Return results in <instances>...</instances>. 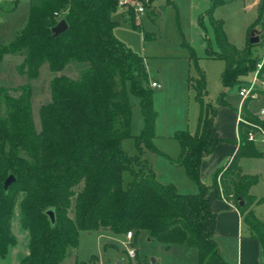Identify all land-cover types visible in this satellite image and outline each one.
I'll use <instances>...</instances> for the list:
<instances>
[{"label": "trees", "instance_id": "1", "mask_svg": "<svg viewBox=\"0 0 264 264\" xmlns=\"http://www.w3.org/2000/svg\"><path fill=\"white\" fill-rule=\"evenodd\" d=\"M118 1L29 0L24 26L13 40L0 46V61L4 55L23 56L16 69L29 78L37 77L43 63L53 74L72 63L81 67L76 78L54 75L50 100L38 110V129L27 86L13 88L14 95L0 88V257L16 243L11 223L17 209L20 227L29 236L28 253L18 264H64L75 257L79 231L95 230L131 232L134 239L146 232L165 249L174 244L194 248L195 264H226L212 237L215 217L208 208L210 188L238 208L264 255V223L250 208L264 197L256 200L250 195L257 178L243 174L238 164L241 157L259 156L256 146L242 133L227 164L214 171L209 184L200 180L202 159L220 141L212 134L216 107L204 100L206 82L200 72L197 78H188L199 104L197 128L194 133L183 130L173 135L181 147L173 161L197 184L198 192L180 193L174 184L161 183L143 158L145 149L157 151L153 90L143 57L113 33ZM222 3L208 0L196 19L204 32V57L224 61L223 91L217 105L225 104V89L244 84L242 77L254 72L259 61V42L252 44L248 39L239 49L227 39L222 20L213 16ZM127 16L136 26L131 9ZM62 19L68 28L54 36L51 29ZM182 45L197 65L194 48L185 39ZM263 72L264 63L259 74ZM129 94L139 100L143 118L141 132L134 136L130 133ZM127 137L135 141L133 156L122 149ZM124 171L131 176L126 188L122 185ZM9 175L14 181L5 191L3 183ZM239 198L245 202L243 207L238 205ZM50 208L54 225L45 213ZM206 218L211 224L204 230Z\"/></svg>", "mask_w": 264, "mask_h": 264}, {"label": "rangeland", "instance_id": "2", "mask_svg": "<svg viewBox=\"0 0 264 264\" xmlns=\"http://www.w3.org/2000/svg\"><path fill=\"white\" fill-rule=\"evenodd\" d=\"M254 1L223 0V3L215 9L213 16L215 19L223 21V29L228 40L238 48L244 46L251 33L256 36L259 42L256 53L260 58L264 51V0L259 2L257 10H252ZM155 3L161 7L162 13L160 16L154 17V21H150L146 13L137 16L129 5L120 6L113 14V20L116 22L113 33L126 47L143 57L149 75L159 80L160 87L154 88L152 94L153 107L158 119H164L168 115H176L180 111V107L175 108V104H179L186 116L188 129L194 130L196 126L194 92L184 88V78L187 79L186 75H196L199 70L206 67L209 73V98L215 100L220 94L216 88H220L219 77L224 63L220 60L211 59H198L197 65L190 60L187 62L189 52L182 45L183 39L193 46L197 56L202 52L200 28L196 23L197 15L204 7L201 0H156ZM129 9L133 12L136 26H132L131 22L123 19L120 14V11L127 14ZM28 13L29 0H0V46L13 40L24 26ZM252 25L254 26L249 29ZM144 34H150L154 37L146 39ZM22 60V55L3 56L0 61V88L6 89L8 93L14 95L13 88L19 85L27 86L34 123L38 129V110L42 104L50 100V82L54 75L76 78L81 67L72 63L63 71L53 74L49 71L47 63H43L39 68L37 77L29 78L17 72V65ZM249 74L246 76L252 75ZM262 82H264V72L258 74L255 84L256 86L261 85ZM245 84L246 82L242 86ZM181 88H184L183 92ZM128 98L131 105L130 133L134 136L141 132L143 118L139 100L131 94ZM227 98L233 105L240 104L237 87L233 86L228 90ZM261 102L262 98L256 103L258 110H260ZM177 109L179 110L177 111ZM121 145L127 155L133 156L137 153L133 137L124 138ZM148 150L152 151L145 149L144 153ZM146 157L143 154V158ZM159 164H157V168H159ZM161 164L160 173L162 176L160 174V179L163 180V177L172 174V172L176 174V171L166 167L163 163ZM252 169L259 171L256 175L258 183L253 193L262 196L264 195V161H248L246 170ZM181 176L185 178L184 175ZM130 181L129 172L124 171L123 187L126 188ZM256 211L261 222H264V204L260 205ZM69 215L73 216L72 210H70ZM18 218L19 213L16 209L14 221L18 222ZM129 246L135 248L134 257H129L127 254ZM1 258L0 264H8V258ZM152 258L155 259L154 264H195L197 254L194 248L185 244H175L165 249L154 240L148 241L144 233H141L136 239L133 236L126 239V234H115L110 231H79L75 257L68 258L64 264H117L118 262L121 264H152Z\"/></svg>", "mask_w": 264, "mask_h": 264}, {"label": "crops", "instance_id": "3", "mask_svg": "<svg viewBox=\"0 0 264 264\" xmlns=\"http://www.w3.org/2000/svg\"><path fill=\"white\" fill-rule=\"evenodd\" d=\"M155 1L156 0H151L150 6L146 11V15L150 21H154V17L160 16L162 13L161 7H159L155 3ZM201 1L204 3L203 4L204 7L203 10L198 13V15L201 14L208 6V0H201ZM261 1L255 0L252 5V10H257V5ZM120 14L123 19L129 20L128 16H124L125 13L120 11ZM210 34H208V37L211 36ZM144 37L146 39H151L154 36L150 34H145ZM247 41L248 39L246 40L244 46L246 45ZM200 43H201L202 52L199 54V56H197L198 59L210 60L204 57V47H205L204 32L201 29H200ZM243 47L239 49H242ZM211 60H220V59H211ZM187 62H189V57L187 58ZM223 69L221 68L220 75ZM146 70H147V66H146ZM199 72L204 76L206 82V96L204 97V100L206 102H209L214 107H216L215 117L212 124V134L220 138V141L215 145L212 152L202 159V162L199 167L200 180L205 184H209L214 171L217 168L227 164V162L232 158L233 154L238 148L237 132H238L239 116L250 120L262 119L259 117V111L261 109H264V88H262L261 85H257L255 91L256 95L254 97L247 98L243 102H241V98H240V104L233 105L227 98V92L233 86L229 87L225 89V95L223 97L225 104L217 105V98L220 96V94L223 91V86L221 84L220 77H219L220 88H216V91L218 90L220 94L215 100H213L209 98L210 89L208 88V84H209L208 69L206 67H203L201 70L198 71V73ZM198 73L196 75H191V76L186 75L187 79L186 77L184 78L185 89L192 90L194 92L192 87L189 85L188 78L190 77L197 78ZM251 74H253V72H251ZM251 78L252 75L250 77L245 75L242 77V80L247 82ZM148 80L150 86H151V82H156L160 87L159 80L151 77L149 73H148ZM234 86L237 87V94H238V90L242 85L240 86L234 85ZM159 87H151V88L153 90L154 88H159ZM184 88H181L183 89L182 92L184 91ZM261 98H262V102L260 104V110H258L256 103H258V101H260ZM194 100H195V92H194ZM195 103H196V126L194 130L188 129V125L185 120L186 116L183 113L182 107L179 104H175V108L180 107L179 108L180 111L174 116L168 115L166 118L159 120L158 116L156 115L153 144L157 151L148 150L145 151L144 153V155L147 156L145 159L147 160V162H149L152 165L156 179L158 181L161 180L160 181L161 183L174 184L177 191L180 193H196L199 190L197 184L194 181H192L190 178H188L184 168L173 161L174 159L178 158L181 153L180 144L173 137L174 133L183 130H187L190 133H194L197 128L199 104L196 100ZM179 109H177V111ZM256 148L260 153L259 156L257 157L244 156L239 159L238 164L243 174L252 175V176H256L258 174L257 172L259 171L255 169L249 171L246 170V163H248V161L249 162L264 161V152L260 151L258 147ZM159 163L160 164L163 163L166 167H170L171 169L176 171V174H174L175 172H172V174L170 173L168 176L163 177L164 178L163 180L160 179L159 177L160 174L162 176V173H160L162 164L160 165ZM157 164H159V168L156 167ZM181 175H184L185 178H183V176ZM257 183L258 181H256V183L252 185L249 190L250 195L256 198V200L264 197V195L260 196L253 193ZM207 199L209 203L208 206L209 211L215 217L212 237L217 245L220 256L223 258L226 264H264L262 245L260 241L252 234L251 230L249 229L248 225L245 223L243 219V215L239 212L238 208L232 202H228L222 198H219L215 194V191L212 188L208 189L207 191ZM262 204H264V201L259 203L254 202L250 207L254 215L258 219L260 217L256 210ZM210 224H211V219L206 218L202 223L203 229L207 230ZM11 230L16 239V243L8 248L5 257L1 259L8 258V264H18L19 260L28 253L29 236L27 231L23 230L20 227L19 222L14 221V218L12 219ZM142 233H144V235L147 237V240L150 241L148 237V233L146 232H142ZM177 245H183V244H177ZM172 246L173 245H171V247Z\"/></svg>", "mask_w": 264, "mask_h": 264}, {"label": "built area", "instance_id": "4", "mask_svg": "<svg viewBox=\"0 0 264 264\" xmlns=\"http://www.w3.org/2000/svg\"><path fill=\"white\" fill-rule=\"evenodd\" d=\"M261 1V0H257ZM119 7L122 5H129L137 16H140L146 13L147 9L150 6L151 0H119ZM127 16V14H125ZM264 63V51L260 55L259 61L256 66V70L252 74V78L246 82L245 85L241 86L238 90V95L241 98V102L250 96L255 94L256 89V80ZM151 87H159L156 82H151ZM261 87L264 88V82L261 83ZM259 117L264 122V109L259 111ZM245 132L243 133V130ZM244 134V138L247 142L253 143L260 151L264 152V123L253 122L250 119L239 116L238 118V132H237V141L240 140V135ZM132 237L131 232L126 233V238L130 239ZM127 254L129 257L135 256V248L129 246L127 249Z\"/></svg>", "mask_w": 264, "mask_h": 264}, {"label": "water", "instance_id": "5", "mask_svg": "<svg viewBox=\"0 0 264 264\" xmlns=\"http://www.w3.org/2000/svg\"><path fill=\"white\" fill-rule=\"evenodd\" d=\"M68 28V25L67 23L65 22V20H60L54 27H52L51 31L53 33L54 36H57L61 33H63L64 31H66ZM249 42L252 43V44H255L258 42V38L256 36H253V34L251 33L250 35V38H249ZM14 181V177L12 175H9L4 183H3V188L4 190L6 191L9 187V185ZM244 200L240 199L239 198V202H238V205L239 207H243L244 206ZM46 215L48 216L49 220H50V223L52 225L55 224V216H54V210L52 208L48 209L45 211ZM151 262L152 264H154L155 262V259H151ZM117 264H121V263H117Z\"/></svg>", "mask_w": 264, "mask_h": 264}]
</instances>
